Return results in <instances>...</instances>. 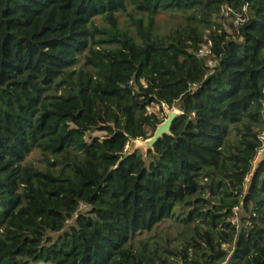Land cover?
<instances>
[{"label":"trees","instance_id":"1","mask_svg":"<svg viewBox=\"0 0 264 264\" xmlns=\"http://www.w3.org/2000/svg\"><path fill=\"white\" fill-rule=\"evenodd\" d=\"M263 131L264 0H0V264H264Z\"/></svg>","mask_w":264,"mask_h":264},{"label":"rangeland","instance_id":"2","mask_svg":"<svg viewBox=\"0 0 264 264\" xmlns=\"http://www.w3.org/2000/svg\"><path fill=\"white\" fill-rule=\"evenodd\" d=\"M156 19H157L156 29L160 32H166V31L170 30L178 22L176 17L171 16V15L166 14V13H162V14L157 15ZM121 20L123 23H125V17L124 16L121 17ZM231 22L232 21L230 18L224 19L222 21L224 28L231 31L232 30ZM209 63L212 65L211 60L209 61ZM178 106H179L178 103L174 104L172 107L168 106L165 103L161 104L160 106L153 104L152 106L149 107V112L150 113L155 112L156 114H158L160 119L166 120L168 118L169 112H171V111H176L178 113V115L182 113V110ZM262 137L264 139V131L262 133ZM152 138H153V136L149 137L147 139L139 138V139L133 140L129 144V148L127 149V151H130L131 149H135V148H140L144 152L147 151L148 148L152 147ZM263 155H264V146L261 149V151L258 153V156L254 162V169L259 164ZM38 156L39 155H37V153H34L31 155V157H33V159H35V157H38ZM249 181H250V177H248L246 179V182H247L246 189L249 185L248 184ZM84 208L85 207H83V209ZM170 223H171V221L169 220L166 223L162 224L161 227L164 229V234L170 236V238L172 239V244L176 245L178 243V241L175 239L176 234H177V228L172 226Z\"/></svg>","mask_w":264,"mask_h":264},{"label":"water","instance_id":"3","mask_svg":"<svg viewBox=\"0 0 264 264\" xmlns=\"http://www.w3.org/2000/svg\"><path fill=\"white\" fill-rule=\"evenodd\" d=\"M178 116V113L176 112V111H171V112H169V115H168V118L166 119V120H164L163 121V123H161L158 127H157V129H156V131H155V133H154V135H153V138H152V147H153V145H154V143L159 139V138H161L164 134H166V133H170V131H171V127H172V123H173V121L175 120V118ZM263 157H264V155H263ZM262 157V158H263ZM261 161V160H260ZM41 264H43V263H41Z\"/></svg>","mask_w":264,"mask_h":264},{"label":"built area","instance_id":"4","mask_svg":"<svg viewBox=\"0 0 264 264\" xmlns=\"http://www.w3.org/2000/svg\"><path fill=\"white\" fill-rule=\"evenodd\" d=\"M209 46H210V44H208L207 46H203L200 49V52H199L200 55H205V54L209 53L210 52ZM128 148H129V143L126 144L125 150H127Z\"/></svg>","mask_w":264,"mask_h":264}]
</instances>
